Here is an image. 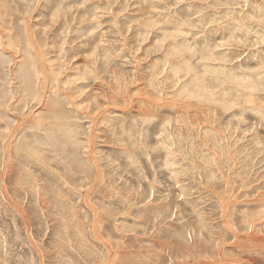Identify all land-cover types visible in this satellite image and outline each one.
I'll list each match as a JSON object with an SVG mask.
<instances>
[{
    "label": "rangeland",
    "instance_id": "rangeland-1",
    "mask_svg": "<svg viewBox=\"0 0 264 264\" xmlns=\"http://www.w3.org/2000/svg\"><path fill=\"white\" fill-rule=\"evenodd\" d=\"M0 7V264H264V0Z\"/></svg>",
    "mask_w": 264,
    "mask_h": 264
},
{
    "label": "bare ground",
    "instance_id": "bare-ground-1",
    "mask_svg": "<svg viewBox=\"0 0 264 264\" xmlns=\"http://www.w3.org/2000/svg\"><path fill=\"white\" fill-rule=\"evenodd\" d=\"M6 1H3L2 2V4H4L3 6H5L6 7V10L7 11H11V7H10V5H9V3L8 2H6ZM1 8V7H0ZM29 25V24H28ZM241 25V24H240ZM28 28V27H27ZM29 31V30H28ZM177 31V30H176ZM175 31V32H176ZM24 32H25V30H24ZM23 31H22V34H23V37H24V42H23V45L25 46V48H27V44H28V42H27V35L24 33ZM30 32V31H29ZM167 32V31H166ZM204 33V32H203ZM34 36V35H33ZM185 37V36H184ZM165 38H166V36H165ZM9 39V38H8ZM162 40V39H161ZM10 41V40H9ZM35 41V40H34ZM33 41V42H34ZM14 43V42H13ZM17 43V42H16ZM35 43H36V41H35ZM37 44V43H36ZM31 45V44H30ZM34 45V44H33ZM65 45V44H64ZM10 46V45H9ZM36 46V45H35ZM35 46H33V47H35ZM32 47V46H31ZM29 48V47H28ZM38 48H39V46H38ZM37 48V49H38ZM36 50V49H35ZM42 51V50H41ZM36 52H39V51H36ZM35 52V53H36ZM36 54H34L33 53V50H30V49H23V57H25L26 58V62H27V64H25V63H23L21 66H20V74H21V76H22V78H23V80H24V82H25V88H26V90H27V88H29L30 90L29 91H32L31 90V88H33L32 87V80H31V78H30V76H31V74L33 73L34 74V72H35V67H34V65H35V61H37L38 59H37V57L35 56ZM66 56V55H65ZM166 56V55H165ZM209 55H205V58H207ZM64 59H65V57H64ZM24 61V60H23ZM41 61V60H40ZM169 61V60H168ZM44 63V62H43ZM40 64V63H39ZM64 64V63H63ZM168 64V63H167ZM45 65V64H44ZM44 65H42L41 64V66L40 67H42V66H44ZM49 65H51V64H49ZM45 66H47V64L45 65ZM66 66V65H65ZM192 66V65H191ZM43 68V67H42ZM47 68V67H46ZM204 69H205V67H203ZM33 69V71H31ZM44 69L45 68H43V70L42 71H44ZM48 69V68H47ZM165 69V68H164ZM207 69V68H206ZM46 70V69H45ZM41 71V70H40ZM157 72V71H156ZM4 73V72H3ZM43 73H45V72H43ZM194 73V72H193ZM42 74V73H41ZM54 74V73H53ZM43 75V74H42ZM46 75V74H45ZM77 75V74H76ZM156 75V74H155ZM163 75V74H162ZM50 76H51V74H50ZM78 76V75H77ZM77 76H75V77H77ZM83 76V75H82ZM179 76V75H178ZM42 77H44V75L42 76ZM47 77V76H46ZM73 77V76H72ZM71 77V78H72ZM74 77V78H75ZM154 77V76H153ZM45 78V77H44ZM250 78V77H249ZM42 79V78H41ZM51 79H53L52 77H51ZM79 79V78H78ZM161 79V78H160ZM235 79V78H234ZM40 80V79H39ZM45 80V79H44ZM72 80H73V78H72ZM157 80L159 81V79L157 78ZM251 80V79H250ZM76 81V80H75ZM164 81V80H163ZM179 81V80H178ZM47 82V81H46ZM259 82V81H258ZM2 83V82H1ZM45 83V82H44ZM41 84V83H40ZM253 84V83H252ZM54 91V90H53ZM55 92V91H54ZM28 93V92H27ZM55 94V93H54ZM38 95V94H37ZM245 97H246V99H245V103H246V105L247 106H254L253 105V101H255V99H254V94H252L251 92L249 93V94H246L245 95ZM62 102V101H61ZM177 102V101H176ZM59 103V102H58ZM165 103V102H164ZM157 104V103H156ZM160 104V103H159ZM174 104V103H173ZM173 104H171V105H173ZM181 104V103H180ZM255 104H256V102H255ZM257 104H258V102H257ZM176 105V104H175ZM181 106V105H180ZM180 106H178L177 105V107H179L180 108ZM182 107H183V105H182ZM60 109V108H59ZM176 109V108H175ZM177 110V109H176ZM179 111H181V110H179ZM182 111H184V110H182ZM201 111V110H200ZM55 112V111H54ZM174 113V112H173ZM177 113V112H176ZM184 113V112H183ZM188 113V112H187ZM55 115L56 116H58V117H62V114L60 113V111L59 112H57V113H55ZM192 115V114H191ZM192 120V119H191ZM46 122V121H45ZM176 122V121H175ZM182 122V121H181ZM62 123V122H61ZM185 124V123H184ZM47 129H49L48 127H47ZM45 132V137H47V138H51V139H53L54 140V138H55V135H54V133L52 132V131H50V130H45L44 131ZM56 143V142H55ZM40 147H42V146H40ZM51 148H53V147H51ZM72 150V149H71ZM75 150V149H74ZM69 152V151H68ZM62 153H65V150H62ZM76 153V152H75ZM91 153V152H90ZM78 154V153H77ZM76 155V154H75ZM90 156H92V155H90ZM69 157V156H68ZM67 157V158H68ZM10 158V157H9ZM93 158V157H92ZM76 159H78V158H76ZM90 159H91V157H90ZM94 159V158H93ZM6 160V159H5ZM76 162V161H75ZM81 162H83V161H81ZM96 162V161H95ZM7 166V165H6ZM71 166H72V164H71ZM80 166V165H79ZM83 166V165H82ZM95 167V166H94ZM3 169V168H2ZM95 170V169H94ZM98 170V169H97ZM171 171V170H170ZM96 172V171H95ZM3 173V172H2ZM1 177V176H0ZM262 209V208H261ZM259 229H260V227H259ZM237 235V234H236ZM235 235V236H236ZM234 239H236V238H234ZM236 241V240H235ZM231 243V242H230ZM235 243V242H234Z\"/></svg>",
    "mask_w": 264,
    "mask_h": 264
}]
</instances>
